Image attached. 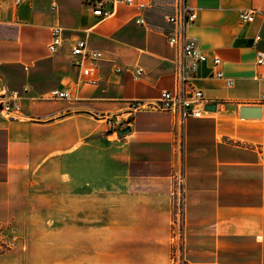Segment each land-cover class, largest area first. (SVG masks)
<instances>
[{
  "label": "crops",
  "instance_id": "0c3cea01",
  "mask_svg": "<svg viewBox=\"0 0 264 264\" xmlns=\"http://www.w3.org/2000/svg\"><path fill=\"white\" fill-rule=\"evenodd\" d=\"M135 1L144 7L117 4L101 18L85 0H0V93L27 116H0V264H51L44 241L40 259L31 243L3 251L2 228L22 223L32 211L35 179L47 178L50 165L68 154L83 152L117 165L97 172L109 188L96 204L106 213L92 241L101 245L96 264H170L173 247L189 264H264V63L257 62L264 55V0H188L197 13L189 34L209 55L195 72L191 59L167 41L174 0ZM250 9L253 20L243 22L240 12ZM54 25L63 28L65 40L51 53ZM78 39L102 58L74 65ZM212 56L220 57L218 67ZM176 61L190 75L184 85ZM189 86L201 89L206 102L201 117H188L181 130L169 111L130 115L132 100ZM54 88L68 97L48 98ZM210 103L214 110L204 108ZM242 106H260L261 116L241 117ZM109 112L130 116V131L117 135L95 117ZM178 167L184 172L180 219ZM174 220L181 223L179 238Z\"/></svg>",
  "mask_w": 264,
  "mask_h": 264
},
{
  "label": "rangeland",
  "instance_id": "374dc122",
  "mask_svg": "<svg viewBox=\"0 0 264 264\" xmlns=\"http://www.w3.org/2000/svg\"><path fill=\"white\" fill-rule=\"evenodd\" d=\"M102 157L89 152L77 157L68 154L57 164L50 165L49 178L34 180L32 211L19 220L22 223L2 228L1 249L4 251L21 242L31 243L34 257L40 259L44 241L48 245L44 257L51 264H96L101 245L92 242L94 231L97 224L100 221L104 224L106 219V213H100L96 204L109 188L104 181L97 180V172H111L117 167L113 161L107 163ZM113 192L111 189L109 193L111 200ZM109 216L113 224L116 215L111 212ZM113 231L117 232V228ZM174 249L170 264H189ZM116 258L118 261L121 255L116 254ZM99 260L107 258L101 256Z\"/></svg>",
  "mask_w": 264,
  "mask_h": 264
},
{
  "label": "built area",
  "instance_id": "2783aa9c",
  "mask_svg": "<svg viewBox=\"0 0 264 264\" xmlns=\"http://www.w3.org/2000/svg\"><path fill=\"white\" fill-rule=\"evenodd\" d=\"M16 4L21 3L22 0H13ZM91 6L93 13L96 16L105 18L114 13V7L117 4H125L136 6L138 9L144 7L143 3L135 0H85ZM174 12L166 16L168 22L173 25V30L167 35L168 44L176 48L183 58L191 59V71L195 72L199 63L206 62L209 55L205 53L199 46L196 38L189 34V27L195 22L197 13L189 4L188 0H174ZM254 18V10H242L240 12V19L243 22L252 21ZM138 22H144L143 17H137ZM51 39L48 43V50L51 53L56 52L64 43V30L60 25H54L50 29ZM259 37H257L258 39ZM73 56V64L80 66L83 59L98 60L102 58L103 54L99 50H92L87 48V42L84 39H78L74 42L71 50ZM259 64L264 63V55L260 54L257 60ZM212 63L218 67L221 59L218 56H212ZM177 80L183 85L190 79L183 65L176 61L175 70ZM136 74H142V69L137 68ZM216 76L225 78L220 69H217ZM225 83L231 86L233 81L230 78H225ZM68 97V93L64 90L54 88L49 91L48 98L53 100H63ZM264 99V95L262 96ZM206 102L204 93L201 89L194 86H189L185 90H169L163 89L158 97L153 99H135L130 101L128 110L132 113L140 110H163L169 111L173 114L174 125L178 129H182L188 117H201L202 106ZM0 116L7 119L21 120L27 118L23 114L22 108L13 97L0 93ZM95 117L102 119L108 130L117 133L118 130L123 129L129 125L130 116L123 117L119 113H98ZM175 190H174V205L175 212L178 218H181L184 200V172L182 167H178L174 172ZM173 225L178 228L175 234L180 237V225L176 226V220Z\"/></svg>",
  "mask_w": 264,
  "mask_h": 264
},
{
  "label": "water",
  "instance_id": "95a60500",
  "mask_svg": "<svg viewBox=\"0 0 264 264\" xmlns=\"http://www.w3.org/2000/svg\"><path fill=\"white\" fill-rule=\"evenodd\" d=\"M206 110H214L215 103L206 104L204 107ZM241 117H253L257 118L261 116V107L260 106H242L240 107ZM130 131V127H124L117 131V135H123Z\"/></svg>",
  "mask_w": 264,
  "mask_h": 264
}]
</instances>
